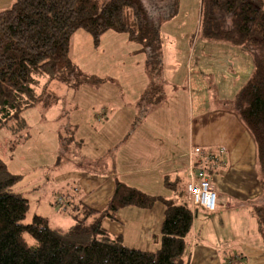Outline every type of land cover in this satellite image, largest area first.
Returning <instances> with one entry per match:
<instances>
[{"label":"crops","instance_id":"0c3cea01","mask_svg":"<svg viewBox=\"0 0 264 264\" xmlns=\"http://www.w3.org/2000/svg\"><path fill=\"white\" fill-rule=\"evenodd\" d=\"M175 17L165 20L164 26L171 25ZM175 35L166 32L162 36L160 32L162 68L152 77L146 69V53L126 34L107 31L95 47L86 31L74 32L70 58L80 70L73 51L81 43L96 51L104 41L117 40L118 47H125L126 57H134L129 59L140 89L132 97L124 94L122 98L118 92V100H98L93 111L71 101L66 112L64 100H58L59 105L55 103L45 113L46 123L50 122L53 129L51 144L42 141L43 130L48 127L36 122L42 121L39 111L44 106L28 108L23 112L26 129L30 128L28 139L9 150V135L1 131L0 158L11 173L21 176L14 190L24 196L50 181L57 198L63 196L64 206L79 199L102 210L117 181L155 197L185 199L190 150L223 149L224 164L212 171L217 207L214 212L199 209L194 215L186 238L189 264H264V235L255 214L256 207L264 206L257 146L232 107L234 96L253 72L252 57L238 46L198 35L191 49L180 50ZM154 86L158 91L149 93V100H142ZM64 132L78 139L75 149L74 143L60 148ZM33 136H39L38 143H31ZM71 187L77 189L76 196ZM164 213L159 201L149 209L128 206L118 210L116 220L103 219L102 226L121 236L128 247L155 251L160 243L154 237H160ZM72 223H67L66 229Z\"/></svg>","mask_w":264,"mask_h":264},{"label":"trees","instance_id":"16d2710c","mask_svg":"<svg viewBox=\"0 0 264 264\" xmlns=\"http://www.w3.org/2000/svg\"><path fill=\"white\" fill-rule=\"evenodd\" d=\"M178 8L179 0H14L1 9L0 131L9 135L8 149L29 137L23 111L38 104L48 107L55 101L47 100L56 97L50 89L52 82L74 87L101 80L84 74L70 58L74 32L86 31L95 47L107 31L126 34L146 53L147 72L156 77L162 68L160 25L173 18ZM197 35L228 42L252 57L253 72L234 96L232 107L256 142L264 191V0H201ZM157 91L154 86L142 100H149V93ZM64 137V133L60 135L62 145L73 142L67 135L63 141ZM20 178L0 158V264H189L186 238L196 211L203 209L194 207L187 195L175 201L117 181L102 210L79 199L66 207L60 196L57 210L73 222L61 231L41 215L24 221L29 199L13 188ZM71 192L78 193L75 187ZM157 201L164 205L165 213L160 237H154L160 243L155 251L128 247L121 236L102 226L103 219L116 220L121 208L149 209ZM255 214L264 235V206L256 207Z\"/></svg>","mask_w":264,"mask_h":264},{"label":"rangeland","instance_id":"374dc122","mask_svg":"<svg viewBox=\"0 0 264 264\" xmlns=\"http://www.w3.org/2000/svg\"><path fill=\"white\" fill-rule=\"evenodd\" d=\"M13 1L14 0H0V10L11 5ZM179 7L180 10L176 14L175 21H173L171 25L166 26H164V21H162L160 25V32L162 36L165 35L166 32L177 34L175 36L179 38L177 40L180 50L191 49L192 43L199 39L197 38V27L199 22L198 19L201 8V0H179ZM223 44L228 45L230 43L225 42ZM230 46L234 45L230 44ZM73 53L82 66L81 71L84 74H86L85 71L96 73L93 75H98V79L101 80L99 82L89 81L76 84L74 87H71L63 82H52L50 89L56 94V97H50L47 100L55 101L50 106L40 109L39 114L42 121L40 119L36 121L48 127V130H43L42 141L44 143L51 144L50 136L53 135V129L50 122L46 123L45 113L53 107L58 100H64L63 110L66 112L70 111L71 105H68L67 103H71V101H74L73 105L77 104L82 107H92L93 111V109H97L94 106L99 104L98 100H118V92L122 94V98L124 94L132 97L133 93L140 89L139 85H141V82L138 78H135L137 76L136 71L133 69L134 67L131 65L130 61V59H133L134 57L129 56L130 59L126 57L125 47L122 45L118 47L117 40H111L110 42L104 41L96 51L92 49L88 50L86 44L81 43L80 48L74 50ZM132 64H134V62ZM87 75L89 74L87 73ZM156 82H158V80H156L155 83ZM58 105L59 102L57 106ZM63 119L64 116L62 115L61 120ZM27 131L30 134V128H28ZM65 133L66 132H64V135L66 137L67 134ZM1 136L2 133H0V137ZM65 137L63 138V141L66 140ZM57 138L58 136L55 137V139ZM39 139V136H33L31 138V143H38ZM76 140L78 139L74 138L73 142H63V145L61 144L62 142H60V147L69 146L74 143L75 149ZM36 173L39 172L36 171ZM50 173L54 175V172ZM16 186L17 185L15 184L13 188L16 189ZM20 186H22L21 183ZM36 191L32 192L30 190L25 192L29 199V210L24 221L29 222L34 215H41L49 220L51 227L59 230L66 229L67 223L71 224V220L64 212H62L64 216H62V214H57L56 204H58L59 200L57 199L59 197L57 198V193L52 191L51 182L46 181L43 188L38 189L37 192ZM40 194L48 195V197H43Z\"/></svg>","mask_w":264,"mask_h":264},{"label":"built area","instance_id":"2783aa9c","mask_svg":"<svg viewBox=\"0 0 264 264\" xmlns=\"http://www.w3.org/2000/svg\"><path fill=\"white\" fill-rule=\"evenodd\" d=\"M223 151L193 147L189 153L191 160L186 182L187 198L194 207L206 212H214L217 207L212 171L224 164ZM228 262L231 263L232 260Z\"/></svg>","mask_w":264,"mask_h":264}]
</instances>
